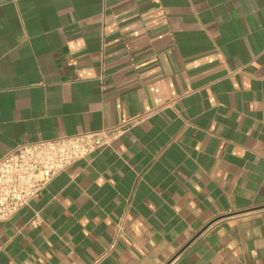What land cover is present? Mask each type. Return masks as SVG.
<instances>
[{"label":"crops","instance_id":"0c3cea01","mask_svg":"<svg viewBox=\"0 0 264 264\" xmlns=\"http://www.w3.org/2000/svg\"><path fill=\"white\" fill-rule=\"evenodd\" d=\"M152 108L0 221V264H264V0H0V157Z\"/></svg>","mask_w":264,"mask_h":264},{"label":"built area","instance_id":"2783aa9c","mask_svg":"<svg viewBox=\"0 0 264 264\" xmlns=\"http://www.w3.org/2000/svg\"><path fill=\"white\" fill-rule=\"evenodd\" d=\"M157 16L164 18V11L159 10ZM157 111L152 108L97 131L18 143L0 157V221L27 205L55 175L110 146L131 127Z\"/></svg>","mask_w":264,"mask_h":264}]
</instances>
